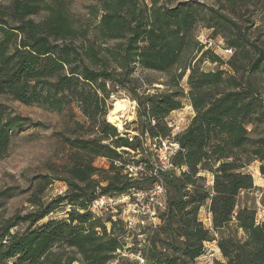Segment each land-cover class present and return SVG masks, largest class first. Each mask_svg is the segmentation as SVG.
I'll list each match as a JSON object with an SVG mask.
<instances>
[{"label":"trees","instance_id":"16d2710c","mask_svg":"<svg viewBox=\"0 0 264 264\" xmlns=\"http://www.w3.org/2000/svg\"><path fill=\"white\" fill-rule=\"evenodd\" d=\"M94 1L100 20L94 39L60 2L12 0L0 14V96L59 113L76 104L91 126L89 138L68 142L71 151L89 159L65 168L61 181L69 191L51 202L35 196L32 211L0 222V264H132L119 253L126 251L129 228L116 215L104 218L91 207L101 197L144 190L136 187L124 156H144L140 164L150 167L142 136L171 139L167 120L185 100L194 116L174 138L181 152L173 165L181 174H163L176 193L159 216L164 224L157 234L165 239L153 237L143 257L149 264H192L206 243L216 242L224 261L214 264H264V219L258 222L257 208L241 203L243 194L257 190L248 170L252 163L261 164L264 176V95L251 79L264 67V49L254 46L252 63L243 43H231L235 53L228 62L210 59L231 70L207 72L200 64L210 52L195 30L203 22L209 29L227 28L228 17L215 8L193 0ZM98 41L115 45L105 48ZM240 56L248 66L238 65ZM138 68L169 79L164 92H133L140 135L123 137L107 121L113 109L108 82L132 83L128 76ZM24 122L29 121L0 108V158L9 150L11 132ZM98 158L108 169L94 166ZM65 206L66 217L54 218ZM203 207L212 216L210 228L200 221Z\"/></svg>","mask_w":264,"mask_h":264},{"label":"rangeland","instance_id":"374dc122","mask_svg":"<svg viewBox=\"0 0 264 264\" xmlns=\"http://www.w3.org/2000/svg\"><path fill=\"white\" fill-rule=\"evenodd\" d=\"M11 1L0 0V14L6 11L4 7L10 4ZM182 1L188 0H177V2ZM193 1H200L209 7L215 8L219 15L228 17L231 21L228 20L226 24L227 28L225 29L221 27L209 29L208 24L205 22L197 26L195 30L197 40L206 47L205 51L210 52L206 61L200 64L202 70L207 72H214L219 68L225 71L231 70L227 64L220 66V64L213 63L210 59L216 55L222 61L228 62V59L235 53L230 44L236 41L243 43L245 48L247 47L253 63L256 58L254 46L260 45L264 49V0ZM49 2H60L65 6L68 15L75 22L76 26L89 28L91 38H96L95 26L100 21L94 14L95 8L99 7L96 1L48 0ZM45 15V12H42L36 18L40 19ZM99 44L105 48L115 45L114 42H109L106 45L102 41H98ZM237 60L239 66L243 61L245 66L249 65V60L242 58V56L238 57ZM128 78L133 82L126 83L124 86L108 82L107 88L111 94L108 105L112 109L114 108L115 100L127 101V110L120 113L122 116V128L116 127L120 135L132 138L140 135L136 131L139 130L137 124L139 108L137 102L134 100L135 93L133 92H136L140 97L164 92L166 90L165 84L168 82L169 77L163 73L143 71L138 68ZM251 79L256 88L264 95V67L253 74ZM186 82L187 78L182 82V86L185 92L188 93ZM130 88H133V91ZM184 106L182 110L172 114L169 120H173L174 122L183 121L182 125L185 128L190 124V113L194 110L187 100H185ZM189 106L190 108H188ZM0 108L13 116H18L21 119L29 121L19 125L11 132L9 150L5 157L0 158V194L5 193V195L0 196V222H2L3 220L11 219V217L17 214L24 216L26 213L32 211L31 199L35 196L43 199L45 202H51L56 197L63 196L69 191L68 185L61 181L66 177L65 168L76 160L89 159L71 151L68 142L74 139L89 138L91 126L76 104H72L64 112L59 113L45 110L38 105L28 106L23 103L21 104L8 96H0ZM109 116L107 117V121H110ZM130 116H133V119H130ZM142 137H145L144 139L146 140L145 148L149 153L150 167L144 163L140 164L145 157L136 155V153L125 155L124 160L130 162L129 172L133 175L136 187L144 189L146 192L154 185L151 177L154 178L153 170L157 163V157L153 143L149 138H146L147 136ZM94 166L96 168L108 169L107 161L102 158L94 160ZM260 166L261 164L254 162L248 169L253 179H255L257 190L243 194L241 198L243 205L257 208L258 222L264 219V176L260 172ZM178 176L179 174L177 173L176 177ZM50 180H53L52 185H48ZM165 182L168 200L169 197L171 200L173 197H176V193L167 181ZM138 192L133 191L132 193ZM144 201L139 202L138 198L132 195L116 196L112 201H109V198H107L105 205L99 203V205L96 204L92 208L94 213L99 216L103 215L104 218L116 215L115 219L119 218L125 224L126 222L133 221L132 228H129L130 235L124 240L126 242V251L123 253L119 252L121 257L129 259L132 264H149L143 255L151 242L150 240L153 237H159L161 240L165 239V236L161 233L157 234L159 227L164 224L159 218L162 211H159L156 217L142 214L144 213L142 211ZM135 204L138 206L134 207ZM68 209L69 207L65 206L63 210L61 209L55 213L54 218H65L66 214L63 211ZM133 209L136 211L140 210L141 213L135 214L132 212ZM208 214V210L203 207L200 213V220L210 228L212 224ZM238 236H241V234ZM158 247L162 249L164 246L160 243ZM130 249L132 251L129 252ZM216 261H224L223 255L220 253L216 242H208L206 243L204 255L192 264H214Z\"/></svg>","mask_w":264,"mask_h":264},{"label":"built area","instance_id":"2783aa9c","mask_svg":"<svg viewBox=\"0 0 264 264\" xmlns=\"http://www.w3.org/2000/svg\"><path fill=\"white\" fill-rule=\"evenodd\" d=\"M167 122L169 128L172 130V138L160 140L157 139L154 141L150 140L153 143L157 157V163L155 164V169L153 170V176L155 179L154 185L146 192L143 190L139 191L138 193L131 194L133 197H137L139 202L145 200L144 206L142 207V211H144V213L142 214L152 215L153 217H156L159 211H165L168 205L167 188L163 174H171L173 171L177 172L179 175L181 174V169L173 165L175 156L181 152L180 145L175 141L174 138L176 135L181 134L187 126L185 128L183 127V121L174 122L173 120L168 119ZM107 198L108 197H101L93 204L91 210L93 211L92 208H94L96 204L99 205V203H102L101 205H105ZM112 199L113 198H109V201H112ZM137 206V204L134 205V207ZM132 212L135 214L141 213L140 210L136 211L135 209H133ZM208 215L211 222V214ZM126 226L128 228H132L133 221L126 222Z\"/></svg>","mask_w":264,"mask_h":264},{"label":"bare ground","instance_id":"6f19581e","mask_svg":"<svg viewBox=\"0 0 264 264\" xmlns=\"http://www.w3.org/2000/svg\"><path fill=\"white\" fill-rule=\"evenodd\" d=\"M126 102L127 101H124V100H115L114 101V108L111 110V113L109 116V120H110L109 122L113 123L114 125L118 126L119 128H122V123H121L122 116L120 115V113L127 110ZM133 115H134V113H133ZM130 119H133V116H130Z\"/></svg>","mask_w":264,"mask_h":264},{"label":"crops","instance_id":"0c3cea01","mask_svg":"<svg viewBox=\"0 0 264 264\" xmlns=\"http://www.w3.org/2000/svg\"><path fill=\"white\" fill-rule=\"evenodd\" d=\"M188 108H190V106H189ZM175 112H178V111H175ZM175 112H173L172 114H174ZM172 114H171V115H172ZM190 114H191V118H192V117L194 116V111H192ZM170 117H171V116H170ZM170 117H169V118H170Z\"/></svg>","mask_w":264,"mask_h":264}]
</instances>
